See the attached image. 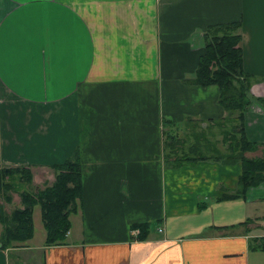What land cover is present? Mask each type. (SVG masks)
Returning <instances> with one entry per match:
<instances>
[{"label":"crops","instance_id":"obj_1","mask_svg":"<svg viewBox=\"0 0 264 264\" xmlns=\"http://www.w3.org/2000/svg\"><path fill=\"white\" fill-rule=\"evenodd\" d=\"M262 17L264 0H0V164L31 166L50 187L78 154L84 190L66 244L48 245L47 230L34 243L36 206L35 236L0 244V264H264V182L244 193L240 160L177 168L165 148L173 122L228 152L235 125L218 124L229 115L220 88L194 80L208 28L237 21L245 70L263 77L245 129L264 152ZM16 199L23 208L20 192L0 206L10 213ZM148 223V240L136 239Z\"/></svg>","mask_w":264,"mask_h":264},{"label":"trees","instance_id":"obj_2","mask_svg":"<svg viewBox=\"0 0 264 264\" xmlns=\"http://www.w3.org/2000/svg\"><path fill=\"white\" fill-rule=\"evenodd\" d=\"M243 22H233L230 25L218 24V26L209 27L206 34V52L202 55L200 64H198V74L194 82L207 88L209 85H217L220 88V106L228 112V118L218 122L220 126L225 124L235 125L234 131H227L226 137L229 141L228 152L215 151V154H205L203 156L185 158L176 157L175 135L174 132L166 131V151L169 163L177 168L183 166L185 162L198 163V161H211V159L220 162L234 164L241 161L244 170L241 183V191L247 192L251 187H260L264 182V152L262 158L245 157L249 151H258L261 145L253 143L248 138L246 132L245 115L252 103L250 89L253 87V77L245 70V57L243 54L242 37L240 33ZM190 123L195 121H189ZM166 127L176 123L166 122ZM175 128V127H174ZM189 134V133H188ZM191 135V134H190ZM199 141L202 149L210 151L212 143L202 142L204 134H199ZM203 136V137H202ZM205 137H207L205 133ZM201 149V150H202ZM231 153V154H230ZM230 154V155H229ZM56 182L51 187L44 190L18 191L22 184L27 186L33 183V170L30 167L18 166L12 168L2 167L0 164V201L13 200V192H20L22 196L23 208L15 212L7 213L0 206V222L3 225V234L0 239L1 249L8 250L14 248L17 244L26 243L35 236V218L33 213L36 206H42V217L44 228L47 230L46 243L51 246L66 244V239L71 232V212L76 202L83 196V164L80 156L77 154L74 158H69L63 165L55 166ZM22 189V188H21ZM240 194L236 195L238 198ZM234 198L225 194L221 200ZM136 229L141 230L137 239L141 241L148 240L147 237L152 229L150 223L137 224ZM258 249L264 251V239Z\"/></svg>","mask_w":264,"mask_h":264},{"label":"rangeland","instance_id":"obj_3","mask_svg":"<svg viewBox=\"0 0 264 264\" xmlns=\"http://www.w3.org/2000/svg\"><path fill=\"white\" fill-rule=\"evenodd\" d=\"M260 25H261L262 28H264V18L262 19ZM240 33L241 34L243 33L242 30L240 31ZM261 41H262V43L258 46V50L257 51H258V54L260 56L261 55L263 56L264 55V41L263 40H261ZM262 81H263V77L261 76V74H259L257 76H254L252 84L257 86L258 84L259 85L262 84V83H260ZM193 123H195V122H192V124ZM206 126H207V124H202V123H198V125H197V127L199 129H203L201 127H206ZM174 127H176V126L172 125L171 127H169L168 131L172 130V132H174V133L177 132V131L179 132V133H175V135H173L176 138L175 139V141H176V144H175L176 157L185 158V156H189V157L198 158L199 156H203L206 153L207 154H212V155L215 154V156H216L217 153H215L214 150L210 149V151H207V149H204V148L202 149V146L200 144L201 142L198 139H195L194 135L188 134L187 133L188 130L187 131L184 130L185 127L182 130L181 129H176ZM197 127H196V129H197ZM179 130H181V132ZM201 132H202V130H201ZM203 133H205V132H203ZM206 134H207V136H210L208 131L206 132ZM211 138H212V136H211ZM202 142L204 143L205 141H202ZM227 143H229V142L227 141ZM219 146H221V147L225 146L226 147V144L224 142H221V143H219ZM259 150H261V149H259ZM258 151H256V153H254L252 151L251 153H249V156L252 157V158H255V159L261 158V153L263 154V152L262 151L258 152ZM37 187H40V188H38V191H39V190H44V188H46L47 186H43V185H41L39 183H37V185H36L34 180H33V183H31V185L25 186V185L22 184V186H21L22 189L18 188V191L27 190V191L31 192L33 190V191L38 192L37 191ZM18 202H19V200L16 199L15 202H12L9 205L5 204V206L6 205L9 206L10 211H11L10 213H12V212H15V211H13V209L17 208V206H19ZM7 213H8V211H7ZM43 223H44V221H43ZM41 225H42V223L38 220V224H37L38 237H36V239L34 240V243H36L37 245H41L42 244L41 243V239L44 238V234H45V231H46L43 226H42V228L40 227ZM0 229H1V227H0ZM2 230H3V225H2ZM22 260H23L22 264H32V263L34 264V262H35V261L33 262V261L28 260V258H25V259H22ZM13 264H14V262H13Z\"/></svg>","mask_w":264,"mask_h":264},{"label":"built area","instance_id":"obj_4","mask_svg":"<svg viewBox=\"0 0 264 264\" xmlns=\"http://www.w3.org/2000/svg\"><path fill=\"white\" fill-rule=\"evenodd\" d=\"M164 231H165V229H164V227L162 226V228L160 229V233H162V232H164ZM134 234H135L134 237H136V239H137V237L139 236V234H141V230H140V229H136V231H135Z\"/></svg>","mask_w":264,"mask_h":264}]
</instances>
